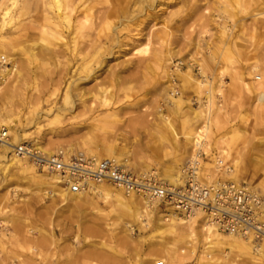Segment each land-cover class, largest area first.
<instances>
[{
	"label": "rangeland",
	"instance_id": "rangeland-1",
	"mask_svg": "<svg viewBox=\"0 0 264 264\" xmlns=\"http://www.w3.org/2000/svg\"><path fill=\"white\" fill-rule=\"evenodd\" d=\"M157 1L156 4L159 5L154 9L158 14L157 19L145 25L148 27L140 25L138 29H141L142 34L147 32L152 24L156 25L150 28V31L160 29L163 17L174 10V39L170 45L174 55L171 65L174 69L178 68L181 75L190 69L192 75L202 80L198 73V64H201L205 78L211 84L210 90L207 87L202 88V98H200L202 103L199 104L194 101V94L189 84L188 88L185 87L181 91L184 84L182 78L173 76L176 84L174 89L179 92L176 96H180L184 101L181 110L174 113V130L181 134L186 120L190 122L193 120L191 128L194 131L204 124L202 118L193 119V110L198 108L203 113L208 109L204 104L207 101L205 93L208 90L214 102L211 112L220 111L219 130L215 131V138L223 136L228 139L231 129L239 130L240 136L231 146V155L237 151L242 154L243 162H245L243 179L252 180V182L260 181L264 166L259 167L258 162L261 159L264 165V131L257 135H254V131L258 128L264 130V120L258 122L252 103L244 100L243 96H238L236 91L231 89L230 80L226 74L223 76L224 84L221 88L218 79L214 76L216 68L227 70L224 61L218 59L223 44L215 39L219 29L216 24L223 23L225 20L221 18L226 17L229 13L227 11H231L229 9L225 11L222 3H219L227 0ZM18 4L24 6L23 14L18 22L12 25L13 27L5 29V35L7 38L20 40L27 53L36 54L37 59L34 65L26 64L24 82L17 85L18 97L14 98L15 108H23L22 130L32 132V137H35L37 141L34 143L28 139L24 143L40 147L43 151L67 148L69 144L76 146L90 136L94 127L93 131H96L98 136L104 133V136H99V139L104 137L105 142L115 144L120 157L127 159L125 166L132 172L154 171L157 177L165 182L161 173L162 165L159 163L163 156H166L165 163L173 167L174 162L178 161L181 172L185 162L195 152L192 151L191 142L186 143L183 138H180L173 144L171 138L164 136L160 131L162 127L160 114L171 117L169 114L171 107L164 102L169 90L165 89L166 78L154 64L150 62L146 65L138 62L147 55H133V43L122 40V47H113L110 54H102L98 59L99 62L93 64L94 71L90 77L74 83L78 79L82 63L79 56H74L67 49L70 46L69 42L74 38V30L66 32L59 18L56 24L51 26L45 19L46 16L57 17L61 9L57 11L50 0H18ZM251 5L248 11H260L264 9V0H251ZM73 6L76 8L73 13L74 18L84 7H92L93 19L96 16L95 23L98 22L99 13L104 11L103 5H99L98 0H86L85 3L73 0ZM236 16L245 15L236 13ZM201 17L216 20L205 25L203 30L206 29L207 34H202V37L199 36L202 26L197 22ZM224 25L229 32L242 33L247 40L251 30L249 18L242 29L232 25V22L228 20ZM143 28L145 29L142 31ZM42 31L46 33L57 31L61 36L60 42L48 46L43 52L44 48L38 43L42 37ZM126 32L122 31L123 35L120 39L126 36L124 35ZM135 32L132 31L131 34ZM137 38H139L138 35L134 39ZM239 43L241 44L240 56L234 66L239 71L247 72L253 64H258L262 62L261 60L264 62L261 58V55H264V43L259 48L251 45L249 41ZM138 44L137 50L144 48L143 39ZM209 53L212 57H209ZM8 57L14 56L8 55ZM14 65V69H18L17 61ZM6 82V85L14 83L13 74L7 77ZM68 83H73V87L76 84V88L72 87L71 92L75 105L74 112H77L78 116L72 118V111H61L60 121L57 122L45 113L51 107H61V93ZM34 84L38 85V90L32 89ZM107 89L111 91V96L106 98V106H103L99 99L95 101L91 99V94L99 96L101 91ZM219 89L222 90L220 96ZM81 91L86 100L84 103L86 107L78 100L77 94ZM52 92L56 93L55 96L38 111V116L27 115L26 101H35V97L42 100ZM226 95L229 97L226 98ZM90 102H93V111L87 112ZM29 104L33 105L31 102ZM111 113H114L116 119L120 121L118 124L104 123V118ZM242 117L246 119L245 123L242 122ZM106 123L109 129L105 126ZM35 126L40 127L39 132L35 130ZM10 140L12 136H9ZM220 149L214 147L211 153H204L207 156L204 160H210L219 153ZM223 149L226 150V147L223 146ZM80 150L81 148H75V151ZM5 156L8 160L13 158L10 152ZM220 157L226 166L234 169L231 159L225 158V155ZM210 163L214 168L217 167L213 159ZM147 165L149 168H145ZM211 173V176L214 175L212 180L226 178V175L222 174V169L215 168ZM13 188H17L16 191ZM167 208L169 207H161L159 210L162 213ZM99 210L88 202L82 204L80 209L62 205L60 200L53 202L47 195L43 197L41 193L39 194L33 185L20 181L18 172L14 168H9L5 174L0 170V264H120L117 257L118 251L124 253V264H134L136 258L147 259L152 256L156 260H161L163 253L152 254L156 245L161 243L145 239L140 223L121 218L116 213L107 211L103 213ZM125 222L132 227L133 240L121 245L119 238L126 233ZM167 243L168 248L176 251L178 255L175 264H258L256 260L237 253L226 255L227 249L214 251L209 254L210 258H207L203 246H198L195 254L191 255L190 247H186L184 243L174 239ZM180 250H184V253L181 254ZM213 261L215 262L212 263Z\"/></svg>",
	"mask_w": 264,
	"mask_h": 264
},
{
	"label": "bare ground",
	"instance_id": "bare-ground-1",
	"mask_svg": "<svg viewBox=\"0 0 264 264\" xmlns=\"http://www.w3.org/2000/svg\"><path fill=\"white\" fill-rule=\"evenodd\" d=\"M231 1L232 2H230V0L219 2L222 3L225 11L228 9L231 11H227L229 12L227 13L228 15L226 14V17L221 18L225 20H223V23L220 22L216 24L219 29L217 30L215 39L223 44L218 59L220 58L224 61L227 70L224 71L216 68L214 70V76L218 79L221 88L224 84L223 76L226 74L230 80L231 89L234 92L236 91L238 96H243L244 100L246 99L252 103L254 113L257 115V120L258 122H261V120H264V62L261 60L262 62L253 64L247 72L239 71L234 66L238 62L237 59L240 56V41H249L251 45H256L258 48L264 43V9L250 12L248 10L252 6L251 0ZM78 2L85 3L86 0H78ZM98 2L99 5H103L102 10L104 11L99 13L100 16H98V22L95 23L94 20L96 21V16L93 19L92 7H84L83 10L79 11V17L77 16L74 18L73 13L76 11V8L73 6V0H62V3L61 0H50V3L56 7L57 11L60 9L61 11L57 17H45L48 25H55L57 18H59L66 32H69L72 29L74 30V38L69 42L70 46L67 49H69V52L74 54V56H79L82 61L78 72V79H76L74 83H76V81L87 79L92 75V72L94 71L92 68L93 64L99 62L98 59L102 54H110L113 47H122V40L131 41L133 43V55H147L146 58H142L138 62L146 65L151 62L157 67L163 77L166 78L165 83H167V85L165 86V89L167 88L169 93L165 96L164 102L171 107L169 110L171 117L160 114L159 117L162 122L160 131L162 134L164 136H169L173 144L174 142L179 141L180 138H183L186 143L191 142L193 152L201 150L205 154H209L214 147H216V149L221 148L218 151L219 153L211 157L210 160L213 159L215 161V165H217L215 168L220 167L221 169H224L222 174L226 175V178L223 179L228 183L242 185L257 197L264 198V172H262L261 180L259 179L260 181L258 182L243 179V176L245 175L243 172L245 162H243L242 154L237 151L234 155H231V146H233L239 139L240 131L231 129L230 134H228L229 141L228 139L223 138V136L215 138V131L219 130L220 111L211 112V107L214 102L212 99L213 97L208 90L205 93L207 101L204 102L208 109L203 113L198 110V108L193 110V119L198 120L202 118L204 124L194 131L191 128L193 123V120L191 119L192 122L188 120L184 121L181 134H178L174 130V113L181 110L184 101L181 100L180 96H176L179 92L174 89L176 84L174 83L173 76L175 75L176 77L182 78V81L186 84V86L183 84L181 91L185 87L188 88L190 86L189 88L194 94V101L199 104L202 103L200 100V98H202V88L207 87L209 89L211 86L205 78L201 64H198V73L203 78L202 80L192 75L190 69H187L184 74L181 75L178 68L174 69L171 65V60L174 55L173 49L170 48L171 41L174 39V10H171L163 17L160 29L150 31V28L156 25L152 24L149 26L148 31L142 34L141 29H138V27H140V25H149V23L155 21L158 17L157 12L154 11L155 7L159 5L156 4L158 2L157 0H98ZM23 11L24 6H20L18 0H0V55L7 57L11 62V69L6 73V78L4 77L0 83V128H5L9 136H12V140H7L0 144V170L2 173L5 174L9 168H14L18 172L20 181L25 182L30 186L33 185L39 194L41 193L43 197L47 195L53 202L60 200L62 205L71 206L73 209H80L82 204L88 202L98 207L100 209L99 212L106 213L107 211L109 213H116L121 218H127L131 222L140 223L141 231L144 234L145 239L154 240L158 244L161 243L160 245H156L152 254L157 255L158 253H163L164 256L161 257V260H156L154 256L147 259L136 258L134 264H175L178 255L176 251L171 250L167 246V242L172 239L184 243L186 247H190L189 253L191 255L195 254L198 246H203L207 258H210L209 254L214 251L219 252L227 249L228 252L226 255L228 253H237L256 260L258 264H264V242L253 246L250 239H245L231 232H219L218 224L215 223L214 225H211L209 220L206 221L205 218H203L204 214L202 212H198L190 218H181L175 214L171 207H169L164 209L161 213L159 210L161 207H159L158 203L155 202L154 204H150L145 198L143 199L135 194L125 195L122 190L116 189L113 185L107 183L89 185V192L86 193L70 194L61 188L53 176L46 174L45 172L42 173L41 170L37 171L27 160L19 157H13L9 160L6 159L5 154L10 152L13 146L20 145L28 139L37 143L34 139L35 137H32V132H25L22 130V121L24 119L23 108H15L16 101H14V98L18 97L17 85L24 82L26 64L27 66L30 64H36V54L31 52L27 53L20 40L7 38L5 35V29L13 27L12 25H14L15 22H18ZM236 13L244 14L247 17H237ZM248 18L250 19L251 30L247 40L243 37L242 33L237 32L234 34L231 33V31L229 32V30H226V25H224L226 20L232 22V25L234 26L237 25L239 29H242ZM208 19L209 18L204 19L201 17L197 20L200 26H202L199 32V36L201 37L202 34H207V30H203L205 25H209L211 22L216 21L215 19ZM144 29L145 28H143L142 31ZM122 31L127 32L124 34L126 36L120 39L122 37L121 35H123ZM132 31L136 32L131 34ZM137 35L139 38L134 39ZM60 39L61 36L58 35L57 31H50L49 33L42 31V37H40L38 43L44 48V52L47 50L48 46L56 45L57 42H60ZM141 39L144 41V48L137 50L136 47L139 45L138 43ZM196 46V48H198V45ZM210 53L209 57H212ZM8 55H13L14 57H8ZM261 58L264 59V55H261ZM16 61L18 62V69H14V63ZM255 72H258V74H254ZM11 74L14 76V83L6 85L7 77ZM72 84L68 83V85L64 87L65 90L61 93V107H51L45 113L47 116H52L57 122L60 121L61 116H59V113L61 111H72V118L78 116V114H76L77 112H74L75 105L71 92V88L73 87ZM37 88V84L32 86L34 91L38 90ZM73 88H76V84ZM219 90L220 96L222 95V90ZM55 94V92H52L47 97L42 98V100L39 99V97H35V101H26L25 104H27L26 107L28 109L27 115L30 116L31 114L38 116V111L47 104ZM77 96L79 102L86 107L84 104L86 100L83 96V92H79ZM110 96L111 91L107 89L101 91L99 96L91 94L90 97L93 101L99 99V102L102 103L103 106H106V98ZM228 97L229 96L226 95V98ZM30 102L33 105H30ZM87 107V112L93 111V102H90ZM104 119V123L113 122L114 125L115 123L118 124L120 122L116 119L114 113H111ZM241 120L244 123L246 122V119L243 117ZM107 123L105 126L109 129L110 127H108ZM35 130L39 132L40 127L35 126ZM93 130L94 127H92V133L90 136L76 146L69 144L67 148L60 147L54 151H44L48 155H51L58 150H62L64 153L69 154L77 152L75 151V148H81L79 152L84 153L85 156L97 159L113 158L118 163L123 162L124 166L127 165V159L120 157V153L117 152L115 144L105 142V140H103L104 137L103 139H99V136H104V133H100L98 136L97 132ZM263 131V129L258 128L254 131V135H257V133L260 134ZM51 132L54 133L53 131ZM223 146L226 147V150L223 149ZM194 155L195 153L192 157H194ZM224 155L226 156L225 158L232 160L234 169H231L230 166H226L220 159V156ZM210 160H197L198 166L200 167L197 170L198 175H201L207 180H212L214 176H211V172L215 168L210 163ZM165 161L166 156H163L159 162L160 165H162L161 173L165 184H172L174 186L183 184L184 180L180 172V167L178 166L179 162L175 161L173 167L172 165L165 163ZM258 165L259 167L264 166L261 159L258 162ZM148 166L149 165L145 166V168H149ZM16 189L17 188H13L14 191H16ZM164 217L167 218L164 219ZM124 226L126 227V233L119 238L121 245L133 240L131 225L125 222ZM180 253L183 254L184 250H180ZM117 257L120 264H124V253L122 251H118ZM214 262L215 261L212 263Z\"/></svg>",
	"mask_w": 264,
	"mask_h": 264
},
{
	"label": "built area",
	"instance_id": "built-area-1",
	"mask_svg": "<svg viewBox=\"0 0 264 264\" xmlns=\"http://www.w3.org/2000/svg\"><path fill=\"white\" fill-rule=\"evenodd\" d=\"M10 69V60L0 55V83ZM7 140V131L0 128V144ZM10 154L53 176L70 194L86 193L89 185L107 183L125 195L135 194L150 204L171 207L181 218L202 212L211 225L218 224L219 232L250 239L253 246L264 242V198L242 185L222 179L208 181L199 176L197 160L207 158L201 150L185 162L181 168L184 182L177 186L165 184L154 171L135 173L113 158L97 159L79 151L66 154L58 150L48 155L40 147L22 143L13 146Z\"/></svg>",
	"mask_w": 264,
	"mask_h": 264
}]
</instances>
